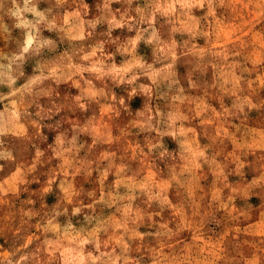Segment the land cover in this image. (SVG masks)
I'll use <instances>...</instances> for the list:
<instances>
[{
	"label": "rangeland",
	"instance_id": "rangeland-1",
	"mask_svg": "<svg viewBox=\"0 0 264 264\" xmlns=\"http://www.w3.org/2000/svg\"><path fill=\"white\" fill-rule=\"evenodd\" d=\"M0 264H264V0H0Z\"/></svg>",
	"mask_w": 264,
	"mask_h": 264
}]
</instances>
